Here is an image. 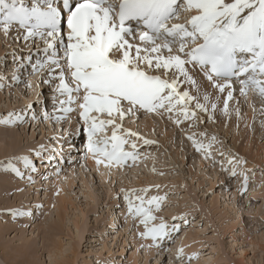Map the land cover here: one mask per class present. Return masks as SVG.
<instances>
[{
    "label": "snow or ice",
    "instance_id": "obj_1",
    "mask_svg": "<svg viewBox=\"0 0 264 264\" xmlns=\"http://www.w3.org/2000/svg\"><path fill=\"white\" fill-rule=\"evenodd\" d=\"M13 30L15 39L30 41L31 47L26 56L12 53V81L27 88L49 85L54 110L61 113L53 117L29 104L31 120L42 116L41 122L61 123L73 113L77 116L80 127L67 138L61 132V161L64 145L67 160H72V138L78 133L86 136L85 160L90 156L98 168L134 167L141 158V142L148 148L157 145L139 130L140 120L151 117L164 122L166 131L171 125L213 167L220 163L230 178L242 177L239 192H248L252 170L237 172L247 159L227 149L224 137L208 125L228 128L235 120L239 129L246 105L258 113L264 129V0H0V32L7 38ZM29 69L41 76L39 84L18 75ZM6 71L7 57H0V87ZM40 95L37 104L42 103ZM255 120L253 116V124ZM27 122L23 110L0 117L4 126ZM44 151L41 145L35 156L43 160ZM217 154L223 162L214 159ZM2 171L34 186L38 168L29 156H21L6 161ZM55 171L59 176L63 169ZM155 188L158 193L160 186ZM151 191L120 189L127 215L143 225L141 239L163 251L166 241L175 243L186 221L173 217L169 224L154 215L168 197L149 196ZM42 207L35 205L36 210ZM0 215L24 218L33 211L5 210ZM196 259V254L189 256L188 264ZM176 261L183 264V248Z\"/></svg>",
    "mask_w": 264,
    "mask_h": 264
},
{
    "label": "rangeland",
    "instance_id": "obj_2",
    "mask_svg": "<svg viewBox=\"0 0 264 264\" xmlns=\"http://www.w3.org/2000/svg\"><path fill=\"white\" fill-rule=\"evenodd\" d=\"M15 36V30L7 38L0 32V57H7L8 69L3 73L4 86L0 87V117L23 110L28 122L23 126L0 125V212L21 209L31 210L33 215L24 218L0 215V264H177L180 248L184 250L183 264H188V257L193 254L198 259L192 264H264V129L258 113L251 111L248 127L241 121L237 129L235 120L228 128L208 125L210 131L224 137L227 149L247 159L246 166L237 168L238 173L245 167L252 170L244 195L239 192L242 177L230 178L220 163L213 167L194 151L190 142L178 138L171 125L166 131L164 122L153 121L151 117L140 120L139 130L156 140L157 145L148 148L141 142L138 145L141 158L134 167L112 168L105 173L90 168L87 163L92 158L85 160L86 136L82 139L78 133L72 138V160H67L69 149L64 145L65 156L61 161L58 154L63 144L61 132L67 138L78 129L77 116L73 113L67 122L61 123L55 119L41 122L42 116L37 121L31 120L29 104L33 110H47L53 117L61 113L54 110L49 85L27 88L25 83L17 85L12 81V53L26 56L31 47L30 41L25 44ZM37 47H42V42L37 41ZM32 53L36 54L35 47ZM30 73L31 69L22 70L18 75L22 81L39 84L41 76ZM37 93H41V104L36 103ZM243 110L246 120L248 106ZM254 115L258 120L253 124ZM131 127L135 129L137 125L133 123ZM41 145L45 147L43 160L35 156ZM55 148L54 155L49 150ZM21 156H29L38 168L34 186L27 179L19 180L2 171L6 161ZM214 159L221 161L218 154ZM16 166L25 171L22 163ZM59 169L63 171L56 183L55 170ZM100 175L105 177L103 182ZM59 187L64 191L62 208L55 202ZM120 188H151L149 196L167 195L163 210L153 214L169 224L173 217L185 218L175 243L166 241L163 251L149 247L152 242L139 235L143 225L127 215ZM38 203L43 207L36 210ZM209 257L211 260L206 262Z\"/></svg>",
    "mask_w": 264,
    "mask_h": 264
},
{
    "label": "bare ground",
    "instance_id": "obj_3",
    "mask_svg": "<svg viewBox=\"0 0 264 264\" xmlns=\"http://www.w3.org/2000/svg\"><path fill=\"white\" fill-rule=\"evenodd\" d=\"M23 41H24V40H23ZM28 42H29V41H28ZM28 42H25V44L28 43ZM257 104H258V102H257ZM234 105H235V104H234ZM258 105H259V104H258ZM231 106H232V105H231ZM74 107H75V106H74ZM74 107H73V108H74ZM233 107H234V106H233ZM250 109H251V107L248 106V117H247L246 120H244L245 122L250 121V120L252 119V117H251V111H252V110H250ZM71 115H72V114H71ZM71 115H70V116H71ZM73 115H74V114H73ZM246 116H247V115H246ZM254 116H255V115H254ZM145 118H146V117H145ZM145 118H144V119H145ZM72 119H73V118H72ZM260 119H261V118H260ZM256 120H258L257 117H256ZM74 122H75V121H74ZM145 122H146V121H145ZM159 126H160V125H159ZM232 126H233V125H232ZM142 127H143V126H142ZM229 127H230V126H229ZM68 128H69V127H68ZM152 129H153V128H152ZM229 130H230V129H229ZM162 131H163V130H162ZM170 131H171V130H170ZM235 135H236V134H235ZM55 143H56V142H55ZM248 144H249V143H248ZM56 145H57V144H56ZM54 147H55V146L52 145V148H54ZM245 147H246V146H245ZM257 147H258V146H257ZM55 150H56V148H55ZM58 151H59V150H57V152H58ZM89 157H90V156H89ZM90 158H91V157H90ZM3 160H4V159H3ZM199 162H200V161H199ZM87 164H88L87 166H89V167H90V166H91V167H94V168H93L94 170L98 168V167L96 166V164L94 163L93 159H92V162L88 159V163H87ZM91 167H90V168H91ZM98 170H100L101 172H102V171L104 172V171H107L108 169L104 168L103 165H101V166H99ZM109 170H112V169H109ZM109 170H108V171H109ZM108 171H107V172H108ZM104 173H105V172H104ZM131 174H132V173H130V175H131ZM114 175H115V174H114ZM132 175L135 176V174H132ZM55 177L58 178V179H56L55 182H56V183H57V182H60V181H59V176L55 175ZM99 179L103 182L104 179H105V177L102 176V175H100ZM130 180H131V179H130ZM134 188H135V187H134ZM120 189H121V188H120ZM20 190H21V189H20ZM18 192H19V190H18ZM58 193H59V194L56 193V196H55V200H56V201H55V202H58L59 208H62V207H63V204H64V200H63V195H64L63 193H64V191H63V188H60V187H59V188H58ZM58 210H59V209H58ZM58 210H57V211H58ZM45 219H46V218H45ZM52 231H53V230H52ZM184 234H185V233H184ZM184 234H183V236H184ZM186 235H187V234H186ZM187 236H188V235H187ZM185 237H186V236H185ZM185 237H184V239H185ZM263 239H264V238H263ZM185 241H186V240H185ZM251 242H252V241H251ZM252 243H253V242H252ZM254 243H255V242H254ZM184 244H185V243H184ZM177 246H178V245H177ZM180 247H182V245H181ZM58 253H59V250H58ZM54 254H55V253H54ZM132 256H133V254H132ZM210 260H211V257H209L208 260H207L206 262H209Z\"/></svg>",
    "mask_w": 264,
    "mask_h": 264
}]
</instances>
